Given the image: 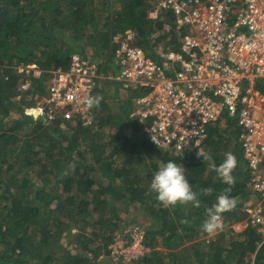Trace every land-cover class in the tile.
Segmentation results:
<instances>
[{"label":"trees","instance_id":"16d2710c","mask_svg":"<svg viewBox=\"0 0 264 264\" xmlns=\"http://www.w3.org/2000/svg\"><path fill=\"white\" fill-rule=\"evenodd\" d=\"M153 9L152 0H0V264H264V241L255 229L231 228L252 199L235 127L217 122L203 141V153L217 166L226 153L237 159L230 193L236 207L222 214L223 230L209 235L201 227L205 210L227 185L198 149L175 154L148 142L130 117L131 99L140 92L115 87L100 96L89 126L58 119L45 124L24 112L47 74L20 91V64L48 70L65 67L73 53L90 61L98 56L96 68L105 77L118 68L113 37L127 29L155 59L159 47L178 49V35L167 39L180 31L173 15L153 16ZM116 82L102 78L98 90L110 92ZM169 160L184 167L193 191L213 189L198 196L199 207L165 209L155 199L152 176ZM129 224L144 229L148 251L132 262H113L107 247L117 235L125 237Z\"/></svg>","mask_w":264,"mask_h":264},{"label":"built area","instance_id":"2783aa9c","mask_svg":"<svg viewBox=\"0 0 264 264\" xmlns=\"http://www.w3.org/2000/svg\"><path fill=\"white\" fill-rule=\"evenodd\" d=\"M157 11H169L175 29L187 26L178 49H156L157 59L133 43L131 29L113 37L117 74L104 77L96 63L72 54L65 67L44 70L36 63L20 64L19 90L32 78L47 74L26 115L45 124L58 119L89 126L92 109L84 101L94 97L102 78L119 81L125 90L140 92L130 117L141 125L148 142L181 154L203 153L209 127L220 122L237 129V141L247 165L252 199L243 218L231 225L235 232L254 228L264 241V0H152ZM109 243L113 262H132L148 251L145 231L132 225Z\"/></svg>","mask_w":264,"mask_h":264},{"label":"clouds","instance_id":"9594fccd","mask_svg":"<svg viewBox=\"0 0 264 264\" xmlns=\"http://www.w3.org/2000/svg\"><path fill=\"white\" fill-rule=\"evenodd\" d=\"M101 100L102 97L100 96H89L85 99L84 104L87 109L98 108ZM197 156L201 157L203 161H208L209 170L215 172L222 183L227 185L217 195L216 203L205 210L206 219L201 227L202 231L211 235L223 230L222 214L236 207L237 202L235 198L231 197L230 193L236 182V178L232 173L237 167V159L234 154L226 153L224 160L217 166L212 162V157L207 153H201ZM68 167L70 170H74L75 163L70 164ZM63 175H67V173H62ZM149 189L156 194L155 199L165 209L189 204L193 207H199L200 200L198 196L200 194L209 196L213 192V189L210 187L200 189L199 193L193 191L185 175L184 167L173 160L159 164L158 170L152 176ZM181 223L187 224L188 221L182 220Z\"/></svg>","mask_w":264,"mask_h":264},{"label":"rangeland","instance_id":"374dc122","mask_svg":"<svg viewBox=\"0 0 264 264\" xmlns=\"http://www.w3.org/2000/svg\"><path fill=\"white\" fill-rule=\"evenodd\" d=\"M180 31H172V33L170 34V35H167V39H169V38H172L173 36H174V33L176 34V35H178V37H180V39H179V42L181 41V37H182V35H185V34H187V26H185V27H183V29H179ZM179 33V34H178ZM174 38V37H173ZM86 54H88V55H90L91 54V51L90 50H87V52H86ZM92 61L93 62H99L100 60H99V57L98 56H96V57H92ZM115 73L114 74H117L118 73V71H117V69H115ZM116 83H118V84H116L115 86L114 85H112V89H111V91L109 92V91H107L106 93H103V92H101L100 90H98L99 89V85H98V87L96 88V92L98 91V96H107V95H112V93H113V88H115V87H118L119 89L121 88V82H119V81H117ZM103 85V81L101 80V86ZM257 87L258 88H260L261 90H263L264 89V84H263V82H261L259 79L257 80ZM122 94H124V92L122 91ZM134 99H135V97L134 98H132L131 99V110L133 109V107H134V104H135V102H134ZM12 116H14V114L12 115ZM144 134V133H143ZM145 138H146V135L144 134L143 135ZM133 210L132 209H129V211H128V214L127 215H133L134 213L132 212ZM135 218H136V221H141V217L138 215V216H135ZM138 223V222H137ZM140 224V223H139ZM132 224H129L127 227H129V226H131ZM127 228H125L124 230H126ZM123 230V231H124ZM63 241L64 242H67V239L66 238H64L63 239ZM103 259L104 257L103 256H99V258L98 259ZM97 259V260H98Z\"/></svg>","mask_w":264,"mask_h":264},{"label":"crops","instance_id":"0c3cea01","mask_svg":"<svg viewBox=\"0 0 264 264\" xmlns=\"http://www.w3.org/2000/svg\"><path fill=\"white\" fill-rule=\"evenodd\" d=\"M121 87H122V85H121ZM122 89H124L123 87H122ZM125 90V89H124Z\"/></svg>","mask_w":264,"mask_h":264}]
</instances>
